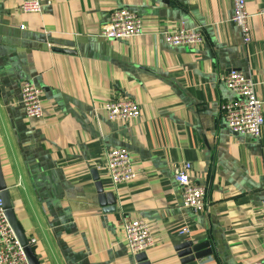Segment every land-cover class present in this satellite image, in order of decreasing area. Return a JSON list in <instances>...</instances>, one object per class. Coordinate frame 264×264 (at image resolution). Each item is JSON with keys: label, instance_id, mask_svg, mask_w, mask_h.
<instances>
[{"label": "crops", "instance_id": "1", "mask_svg": "<svg viewBox=\"0 0 264 264\" xmlns=\"http://www.w3.org/2000/svg\"><path fill=\"white\" fill-rule=\"evenodd\" d=\"M19 4L0 0V163L39 264H138L122 216L149 227L143 264L263 260L264 125L258 138L235 134L219 111L232 98L221 81L229 69L251 77L264 99L261 0H246L247 43L232 0H42L38 13ZM117 7L141 17L140 35L98 36ZM179 25H201L203 42L166 45L163 33ZM23 80L42 90L41 120L25 115ZM114 93L135 100L139 116L108 120ZM120 146L135 176L112 184L105 154ZM185 161L190 179L207 187L200 212L181 204L174 181ZM183 241L207 242L211 253L185 261Z\"/></svg>", "mask_w": 264, "mask_h": 264}, {"label": "built area", "instance_id": "2", "mask_svg": "<svg viewBox=\"0 0 264 264\" xmlns=\"http://www.w3.org/2000/svg\"><path fill=\"white\" fill-rule=\"evenodd\" d=\"M42 0H20L18 9L24 13L40 12ZM258 12L264 13V0ZM246 0H232L231 20L240 28L242 39L249 38L248 20L250 14L245 8ZM141 34V17L126 7H117L110 11L106 25L98 36L106 40H128ZM201 25L185 28L176 26L163 33V42L168 46H196L203 42ZM221 81L232 94V98L220 102L219 111L227 128L240 135L258 138L264 125V99L256 96L254 80L237 69H229L221 76ZM21 103L28 118H43L40 99L42 90L32 81L20 82ZM107 118L114 122H127L140 114L139 104L132 98L114 93L105 103ZM105 168L109 181L117 184L129 181L134 176L131 158L126 147L111 148L105 154ZM190 162H183L174 174V181L180 192L181 204L195 212L205 210L207 206V187L192 181L189 177ZM264 238V186L259 209ZM120 223L130 252L135 256L153 245V237L143 219H131L122 216ZM186 232L183 228L179 234ZM0 264H28L22 246L19 244L9 225L0 197ZM248 264H264V259Z\"/></svg>", "mask_w": 264, "mask_h": 264}, {"label": "water", "instance_id": "3", "mask_svg": "<svg viewBox=\"0 0 264 264\" xmlns=\"http://www.w3.org/2000/svg\"><path fill=\"white\" fill-rule=\"evenodd\" d=\"M95 179L97 180L98 192L103 194L104 192L100 182L98 181V177H96ZM0 197L2 200V207L5 217L9 225L11 226L19 244L23 248L28 264H39L33 249L29 245L28 240L26 239L23 230L21 229L20 224L18 223L15 217L14 208L10 199L9 191L7 189L3 177L1 163H0ZM207 245H208L207 242L193 244L191 241H183L177 245V249L180 251V254L184 257L185 261H190L194 258H199L209 255L211 253V250L206 249ZM142 254H143L142 252H139L135 255L138 264H143L140 263L143 257Z\"/></svg>", "mask_w": 264, "mask_h": 264}]
</instances>
